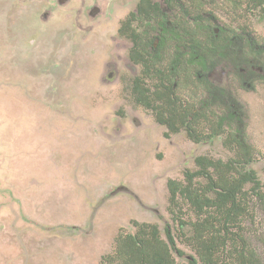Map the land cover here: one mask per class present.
Segmentation results:
<instances>
[{
    "label": "rangeland",
    "instance_id": "obj_1",
    "mask_svg": "<svg viewBox=\"0 0 264 264\" xmlns=\"http://www.w3.org/2000/svg\"><path fill=\"white\" fill-rule=\"evenodd\" d=\"M135 1L0 0V264H107L134 223L156 225L167 244L168 230L183 254L171 255L187 264L196 257L183 226L192 213L179 198L170 201L168 186L199 169L196 157L242 162L230 133L249 145L245 168L264 194V10L234 12L231 0H213L216 19L231 31L206 55L211 86L200 92L175 79L183 108L208 118L188 116L172 132L131 96L142 66L129 59L131 34L118 31L127 5L118 16L113 9ZM172 54L152 61L156 73L143 79L149 92ZM217 115L232 123L211 135ZM251 187L236 195L244 207L238 221L264 262V202Z\"/></svg>",
    "mask_w": 264,
    "mask_h": 264
},
{
    "label": "trees",
    "instance_id": "obj_2",
    "mask_svg": "<svg viewBox=\"0 0 264 264\" xmlns=\"http://www.w3.org/2000/svg\"><path fill=\"white\" fill-rule=\"evenodd\" d=\"M254 2L262 4L264 0H254ZM219 44L216 45L220 46ZM129 56L134 63H140L142 66L141 77H136L132 82L133 99L136 103L153 109L158 123L164 124L169 130L176 132L189 120L188 116L193 117V120L189 121L194 123L199 120V117L208 118L197 110L183 111L179 106V100L170 98V92H174L169 85H157L155 86L157 89L149 92L147 85L143 83V79L150 76L151 73H156V70L153 69L152 71V65H147L144 62L143 53L133 52ZM200 67H204L203 60L198 61L196 73L206 70L205 68L200 69ZM167 70L168 72L171 71L170 69ZM155 77L157 76L155 75ZM196 82L198 86L201 85V82L205 83L206 89L211 85L202 77L197 78ZM164 94L168 98L161 100ZM224 123L230 124L232 121L228 119V116L217 115L215 120L211 122L213 126L212 129L210 128L211 135L221 132ZM189 132L193 140H199V136ZM229 136L232 137V140L229 139V141H235L238 144V152L242 162L238 163L237 160L231 159L222 163L221 161L214 162L196 157L194 161L199 169L193 173L185 171V183L172 181L168 186L170 188V201L176 202V197L179 198L180 201L187 203L192 213L191 219L185 221L183 226L185 224L188 226V234L185 236L189 240L188 246L194 250L196 257L190 256L187 264H264L257 253L248 247L241 234L238 217L244 213V207L240 200H235L245 183L252 185V191L263 202L264 194L257 190L259 184L254 172L245 168L251 161L249 145L238 140L234 134L230 133ZM240 163L241 165L245 164L246 170L238 173L236 178L232 177L231 174L239 167ZM208 168H212L213 174L209 173ZM195 177H204L205 183L195 184L193 181ZM134 225L136 231L126 233L121 237L114 254L107 257V264H182L171 255L172 249L181 257L183 254L175 248L168 230L165 233L169 244L160 238L156 225L146 223H134Z\"/></svg>",
    "mask_w": 264,
    "mask_h": 264
},
{
    "label": "flooded vegetation",
    "instance_id": "obj_3",
    "mask_svg": "<svg viewBox=\"0 0 264 264\" xmlns=\"http://www.w3.org/2000/svg\"><path fill=\"white\" fill-rule=\"evenodd\" d=\"M197 1L198 0H136L133 6L130 7V10L129 5L123 3H115L116 5L113 9L115 15L118 16L119 5H127L125 14L121 13L122 23L120 25L121 29L118 28V31L121 36L122 32L131 34L130 38H132V45L128 54L133 52L141 54L138 47L143 45L144 62L149 65L153 64V60L162 61L164 52H173L172 55L175 57L174 62H167V65H170H168L167 68L171 71H162L163 74L160 76L162 80L155 77L158 79V83L155 81L154 86L160 84L171 86L172 92L174 93L170 92V98L176 101L178 99L180 108L183 111L185 110V112L186 108L183 107H186V104L182 103L177 94V92L179 93L181 90L176 89L177 82L175 79L178 80L179 83L183 80L185 85L188 86L197 85L200 92L205 91V83L201 82V85L198 86L196 81L197 78L201 77L206 79L205 76L208 72L207 67L209 66L205 62L206 55L214 50L213 48L219 47L216 44L220 43L219 45H221L227 42L229 37L228 33L231 31L230 27L220 24L218 19H216V15L214 14L215 11L213 10V0H202V4L196 3ZM229 3L233 5L232 11L234 12H236V8L239 5H255L253 7H259L264 10V5L260 7L264 2L262 4H257L254 0H231ZM241 12L242 8L239 13L237 12L238 16L241 15ZM133 22L136 23L133 24ZM212 35L213 37L211 38ZM124 37L129 39V37L125 35ZM197 39H199V42ZM253 41L255 40H252V42ZM250 45H252V43H250ZM129 59L131 60L130 56ZM199 60L204 61V67H200V69L205 68L206 70L199 71V73L197 71L196 73L195 69L198 68ZM131 62L134 65H141L140 63H134L132 60ZM171 64H173L174 67ZM164 73H166V79L164 78ZM135 78L136 77L133 79ZM164 80H166V83H162ZM130 90L131 96L134 98L132 83ZM167 98L168 96L164 94L161 100ZM141 106L145 107L144 105ZM193 111L195 110L193 109Z\"/></svg>",
    "mask_w": 264,
    "mask_h": 264
}]
</instances>
